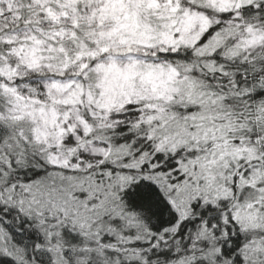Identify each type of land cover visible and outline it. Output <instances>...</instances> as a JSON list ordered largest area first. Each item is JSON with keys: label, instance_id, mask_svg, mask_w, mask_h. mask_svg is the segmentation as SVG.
<instances>
[{"label": "snow or ice", "instance_id": "6c2138e0", "mask_svg": "<svg viewBox=\"0 0 264 264\" xmlns=\"http://www.w3.org/2000/svg\"><path fill=\"white\" fill-rule=\"evenodd\" d=\"M0 264H264V0H0Z\"/></svg>", "mask_w": 264, "mask_h": 264}]
</instances>
